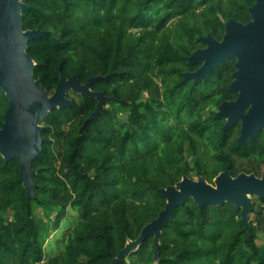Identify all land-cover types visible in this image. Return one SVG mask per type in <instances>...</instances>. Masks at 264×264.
Listing matches in <instances>:
<instances>
[{
  "label": "trees",
  "instance_id": "obj_1",
  "mask_svg": "<svg viewBox=\"0 0 264 264\" xmlns=\"http://www.w3.org/2000/svg\"><path fill=\"white\" fill-rule=\"evenodd\" d=\"M23 1V29L47 30L28 41L27 53L48 94L59 70L82 83L99 76L91 89L114 100L87 120L96 99L68 90L72 104L40 121L33 197L20 180L19 159L0 153V264H111L163 209L159 188L193 172L212 183L226 166L232 175L264 171L263 131L240 145V124L222 131L225 119L215 116L234 95L228 83L235 59L206 80H183V72L199 67L187 60L199 36L221 38L229 18L249 21L255 0ZM155 36V55L146 53ZM7 105L0 87V126ZM250 224L247 238L233 204L200 207L189 197L162 227L158 259L148 235L118 264H264V197L254 201ZM53 233L58 246L46 243Z\"/></svg>",
  "mask_w": 264,
  "mask_h": 264
},
{
  "label": "water",
  "instance_id": "obj_2",
  "mask_svg": "<svg viewBox=\"0 0 264 264\" xmlns=\"http://www.w3.org/2000/svg\"><path fill=\"white\" fill-rule=\"evenodd\" d=\"M28 5L23 0H0V87L8 98L4 119L0 126V153L6 159H19L20 180L27 197L34 196L35 184L32 159L42 150L40 121L55 107L61 109L72 104L67 91L80 94L83 98H95L96 108L87 118L91 120L103 110L106 101L114 100L102 90L91 89V83L99 76H91L82 83L78 75L66 78L57 71L58 82L49 95L40 80L33 75L35 62L27 53L28 41L47 32L40 28L23 29V13ZM250 20L240 22L229 18L224 24L222 37L211 33L199 36L205 45L196 48L188 57L190 62L200 63L192 71L183 72V80L193 84L206 80L210 72L234 58V71L229 88L237 92L233 100H223L215 113L225 118L221 130L241 122L238 144L244 145L259 131L264 132V0H255L248 7ZM165 205L158 215L146 223L137 238L128 240L111 261L122 262L129 251L139 247L146 236L151 235L154 257L158 259L161 229L168 219L174 217L175 208L191 197L200 207L206 204H233L240 211V220L247 238L251 236L250 224L254 199L264 197V171L261 175L240 171L232 175L228 166L220 171L210 183L204 176L196 179L187 175L173 185L159 188Z\"/></svg>",
  "mask_w": 264,
  "mask_h": 264
},
{
  "label": "rangeland",
  "instance_id": "obj_3",
  "mask_svg": "<svg viewBox=\"0 0 264 264\" xmlns=\"http://www.w3.org/2000/svg\"><path fill=\"white\" fill-rule=\"evenodd\" d=\"M172 23L170 24V25H173L172 27H174L175 26V23H176V20H173V21H171ZM160 37H156L155 36V41L154 42H156L155 44H153V45H151V44H149V47L150 46H152V48H151V51L149 50V49H147L146 50V53H151V52H153V55H155V52L154 51H152L158 44V42L160 41ZM169 40H175L176 39V35H175V33L174 32H172L170 35H169V38H168ZM154 40V39H153ZM202 47H204V44L202 43V42H199L198 44H197V48H202ZM149 50V51H148ZM154 58V57H153ZM152 77V87H153V89L155 88L156 89V91H159L160 92V88H161V81H160V79L157 77V76H151ZM143 98L144 97H147V96H149V95H151L148 91H146V92H143ZM156 95V94H155ZM161 96V95H160ZM186 155H187V157H188V161L189 162H191V163H193V158H192V156L191 155H189L188 153H186ZM206 157H208V156H206ZM208 160H209V158H207ZM191 177L192 178H197L198 176H196L195 175V173L193 172V173H191ZM209 182V181H208ZM211 183V182H210ZM253 199H254V201H256L257 200V198L256 197H253ZM256 199V200H255ZM58 237H60V235L58 236L56 233H53L50 237H49V239L47 240V242L46 243H48L50 240H54L55 242H56V244H57V246H58ZM261 239H264L263 237H260L259 238V241L261 240Z\"/></svg>",
  "mask_w": 264,
  "mask_h": 264
},
{
  "label": "flooded vegetation",
  "instance_id": "obj_4",
  "mask_svg": "<svg viewBox=\"0 0 264 264\" xmlns=\"http://www.w3.org/2000/svg\"><path fill=\"white\" fill-rule=\"evenodd\" d=\"M219 39H220V38H219ZM204 46H205V45H204ZM199 65H200V63H199ZM231 81H232V79H231ZM231 81H230V82H231ZM230 82H229V83H230ZM229 83H228V88H229ZM229 89H230V88H229ZM230 90L234 93V95H233L231 98L223 99V100H233V99L236 98V96H237V92L234 91V90H232V89H230ZM223 100H222V101H223ZM222 101H221V102H222ZM218 106H219V105H218ZM218 106H217L216 112H217V110H218ZM224 119H225V118H224ZM225 120H226V119H225ZM236 123H239V124H240V127H241V122H240V121H237ZM236 123H235V124H236ZM235 124H234V125H235ZM240 127H239V131H240ZM259 132H260V131H259ZM263 133H264V132H263ZM238 136H239V135H238Z\"/></svg>",
  "mask_w": 264,
  "mask_h": 264
},
{
  "label": "bare ground",
  "instance_id": "obj_5",
  "mask_svg": "<svg viewBox=\"0 0 264 264\" xmlns=\"http://www.w3.org/2000/svg\"><path fill=\"white\" fill-rule=\"evenodd\" d=\"M29 45V44H28ZM81 81V80H80ZM226 89H227V87H226ZM229 91V90H228ZM233 93V92H232ZM151 98V97H150ZM230 98V97H229ZM79 100V99H78ZM223 123V122H222ZM238 127V126H237ZM232 129V128H231ZM211 130V129H210ZM239 129H237V131H238ZM237 136V135H236ZM253 140V139H252ZM252 170V169H251ZM245 171H247V170H245ZM258 173V172H257ZM208 179V178H207ZM42 210V209H41ZM252 235V234H251Z\"/></svg>",
  "mask_w": 264,
  "mask_h": 264
}]
</instances>
